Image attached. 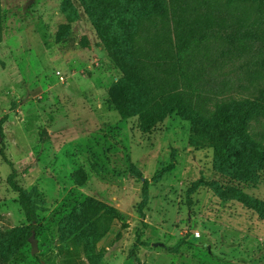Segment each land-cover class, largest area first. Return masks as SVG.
Returning a JSON list of instances; mask_svg holds the SVG:
<instances>
[{
	"label": "rangeland",
	"instance_id": "obj_1",
	"mask_svg": "<svg viewBox=\"0 0 264 264\" xmlns=\"http://www.w3.org/2000/svg\"><path fill=\"white\" fill-rule=\"evenodd\" d=\"M239 3L253 9L231 8L235 15L264 17V8ZM121 75L82 0H0L5 152L39 218L9 264H92L89 247L99 264H135L130 254L140 242V264H264V220L211 187H235L264 202V172L255 184L219 173L213 149L177 114L143 133ZM132 165L142 178L131 175ZM11 172L0 155L6 238L29 226L7 182Z\"/></svg>",
	"mask_w": 264,
	"mask_h": 264
},
{
	"label": "trees",
	"instance_id": "obj_2",
	"mask_svg": "<svg viewBox=\"0 0 264 264\" xmlns=\"http://www.w3.org/2000/svg\"><path fill=\"white\" fill-rule=\"evenodd\" d=\"M89 22L120 69L121 86L143 133L177 114L193 125L196 138L214 152V168L239 182L255 184L264 172V17L235 15L239 2L258 13L264 0H82ZM232 8V9H231ZM84 44H88L84 41ZM0 119V155L12 172L7 182L18 194L29 222L2 236L0 264H9L38 227L32 195L17 183V171L6 155ZM196 139V140H197ZM130 173L142 178L132 165ZM199 183L194 185L198 188ZM222 200H235L264 220V202L235 187L213 183ZM148 182H144V200ZM112 216L123 219L114 207ZM143 214V213H142ZM136 243L130 258L140 264ZM92 264H99L92 247Z\"/></svg>",
	"mask_w": 264,
	"mask_h": 264
},
{
	"label": "water",
	"instance_id": "obj_3",
	"mask_svg": "<svg viewBox=\"0 0 264 264\" xmlns=\"http://www.w3.org/2000/svg\"><path fill=\"white\" fill-rule=\"evenodd\" d=\"M31 241H32V245H33V253H36L37 252V248H36L37 242L34 239V236H32Z\"/></svg>",
	"mask_w": 264,
	"mask_h": 264
},
{
	"label": "built area",
	"instance_id": "obj_4",
	"mask_svg": "<svg viewBox=\"0 0 264 264\" xmlns=\"http://www.w3.org/2000/svg\"><path fill=\"white\" fill-rule=\"evenodd\" d=\"M58 75H59V77H60V79H61L62 81H65V77H64L63 75H61V73H58Z\"/></svg>",
	"mask_w": 264,
	"mask_h": 264
}]
</instances>
